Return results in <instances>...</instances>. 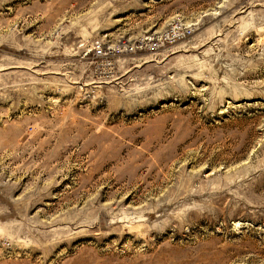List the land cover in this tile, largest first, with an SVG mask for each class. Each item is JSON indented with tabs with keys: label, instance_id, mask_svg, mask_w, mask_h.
Returning <instances> with one entry per match:
<instances>
[{
	"label": "rangeland",
	"instance_id": "obj_1",
	"mask_svg": "<svg viewBox=\"0 0 264 264\" xmlns=\"http://www.w3.org/2000/svg\"><path fill=\"white\" fill-rule=\"evenodd\" d=\"M0 264H264V0H0Z\"/></svg>",
	"mask_w": 264,
	"mask_h": 264
},
{
	"label": "built area",
	"instance_id": "obj_2",
	"mask_svg": "<svg viewBox=\"0 0 264 264\" xmlns=\"http://www.w3.org/2000/svg\"><path fill=\"white\" fill-rule=\"evenodd\" d=\"M191 32L183 27L175 26L170 31L165 32L160 37L149 40V42L140 41L133 46H124L122 48L108 47L106 48L102 42H97L93 48L94 58L106 62L108 66H111L113 59L122 54H132L142 50H157L166 44H172L184 38H187Z\"/></svg>",
	"mask_w": 264,
	"mask_h": 264
}]
</instances>
